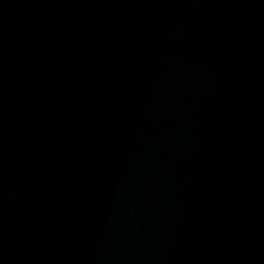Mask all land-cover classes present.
<instances>
[{
	"label": "water",
	"instance_id": "obj_1",
	"mask_svg": "<svg viewBox=\"0 0 264 264\" xmlns=\"http://www.w3.org/2000/svg\"><path fill=\"white\" fill-rule=\"evenodd\" d=\"M0 264H264V0H0Z\"/></svg>",
	"mask_w": 264,
	"mask_h": 264
}]
</instances>
